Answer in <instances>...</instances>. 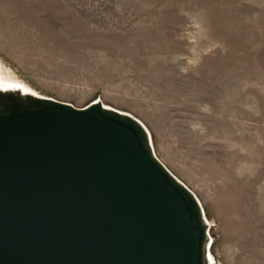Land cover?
<instances>
[{
  "label": "rangeland",
  "instance_id": "obj_1",
  "mask_svg": "<svg viewBox=\"0 0 264 264\" xmlns=\"http://www.w3.org/2000/svg\"><path fill=\"white\" fill-rule=\"evenodd\" d=\"M0 67L137 118L199 199L213 264H264V0H0Z\"/></svg>",
  "mask_w": 264,
  "mask_h": 264
},
{
  "label": "water",
  "instance_id": "obj_2",
  "mask_svg": "<svg viewBox=\"0 0 264 264\" xmlns=\"http://www.w3.org/2000/svg\"><path fill=\"white\" fill-rule=\"evenodd\" d=\"M210 228L137 118L0 81V264H213Z\"/></svg>",
  "mask_w": 264,
  "mask_h": 264
},
{
  "label": "bare ground",
  "instance_id": "obj_3",
  "mask_svg": "<svg viewBox=\"0 0 264 264\" xmlns=\"http://www.w3.org/2000/svg\"><path fill=\"white\" fill-rule=\"evenodd\" d=\"M0 81L4 82V83L12 82L11 76H9V75L5 74L3 71H1V67H0Z\"/></svg>",
  "mask_w": 264,
  "mask_h": 264
}]
</instances>
